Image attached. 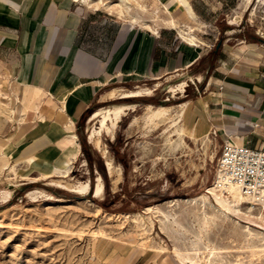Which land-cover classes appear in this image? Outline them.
I'll use <instances>...</instances> for the list:
<instances>
[{"label":"rangeland","instance_id":"obj_1","mask_svg":"<svg viewBox=\"0 0 264 264\" xmlns=\"http://www.w3.org/2000/svg\"><path fill=\"white\" fill-rule=\"evenodd\" d=\"M128 1L123 3L126 17L141 21L154 19L165 6L160 0ZM234 1L224 13L216 10L213 23L198 25L196 33L216 30L218 40L229 44L245 37L264 39V0ZM76 3L116 19L102 8ZM7 77L0 64V137L19 143L38 115ZM120 84L112 85L118 86L115 98L107 93L85 114L67 159L51 173L35 172L34 159L4 167L7 160L0 156V264H264V217H257L264 208L248 211L245 203L241 213L235 205L222 206L210 190L222 140L209 127L200 128V121L196 124L197 96L204 94L200 82L175 73ZM145 88L152 92L121 97ZM115 104L134 106L112 131L104 129L96 144L89 130L101 123L88 118ZM158 106H169L168 114L150 120L148 114ZM79 139L86 149L82 146L77 158ZM99 175L104 195L95 197ZM86 181L92 188L87 193L72 189ZM9 190L12 195L4 198Z\"/></svg>","mask_w":264,"mask_h":264},{"label":"crops","instance_id":"obj_2","mask_svg":"<svg viewBox=\"0 0 264 264\" xmlns=\"http://www.w3.org/2000/svg\"><path fill=\"white\" fill-rule=\"evenodd\" d=\"M160 1L165 13L156 23L123 18L83 0H0V64L15 94L38 115L21 142L0 137L4 167L34 159L35 172L51 173L67 159L71 138L79 135L92 105L118 87L113 84L175 73L193 75L203 88L197 96L200 128L209 127L222 145L264 146V39L244 36L229 44L218 40L216 30L196 33L198 25L213 23L216 10L224 13L234 0H188L191 9L181 0ZM169 15L176 26L163 22ZM180 25L195 35V43L181 37ZM213 39L218 41L210 48ZM204 62L207 66L196 70ZM81 151L82 144L77 158Z\"/></svg>","mask_w":264,"mask_h":264},{"label":"bare ground","instance_id":"obj_3","mask_svg":"<svg viewBox=\"0 0 264 264\" xmlns=\"http://www.w3.org/2000/svg\"><path fill=\"white\" fill-rule=\"evenodd\" d=\"M83 1H85L88 5H91V6H96V7L103 6L104 8L109 10L111 13H115L116 15H119L123 18H126V11H127L123 3L130 2L128 0H121L122 3L120 2L115 5V4H112L110 0H83ZM181 1L182 3L187 5L189 9H191L189 6L188 0H181ZM162 11L163 10L161 9L156 10L155 14L157 15L153 19L155 22H159L160 17H162L161 16ZM133 19L136 20V17H134ZM162 20L164 23L168 25H174V26L177 25L176 20L170 15L167 17H164ZM178 29H179L181 37L190 41L191 43L196 42L195 35L191 33V31L188 28H185L183 25H180ZM185 84H186V81H183L178 86H180L182 89ZM116 90L115 89L110 90L108 92V97L115 98L117 95ZM143 92H145L146 94H149L152 92V90L150 88L130 90L129 92L123 93L121 97L138 96V95H142ZM133 106H134L133 104H115L112 107H102L101 109H97L94 112H92L88 120L95 121V119H99L101 124L98 127L92 126L90 128L89 139L96 142V144H99L101 140L100 135L102 131L104 129H107L108 131H112L113 127L116 126L117 122L121 119V117L126 114L127 109L132 108ZM149 107H152V105H149ZM169 110H170L169 106H158L157 108L151 110V112L148 114V118L150 120H154V119L163 117L168 114ZM106 163H107L109 171L112 172V162L110 160H106ZM63 172H66V171H63ZM222 177H223L222 171H218L216 182L212 187H210V190L214 193L217 200L221 203L222 206L230 207V205H235L236 206L235 210L241 213H245L241 210V208L243 207L245 203H248V206H247L248 211H252L254 208H256L255 203L253 202V199L245 195L238 186L229 185L226 188V190L222 189L219 186L220 181L222 180ZM98 178H99L98 183L96 184V187L94 188L93 192H94L95 197H102L104 195V183L100 175ZM52 183L56 185H60V186L61 185L65 186V184H63L61 181H57V180H52ZM72 189L78 193L84 194V193H87L92 188H91L90 182L86 181V182H79L78 184H75V186ZM11 195H12V190H9L4 193L3 197L8 198ZM257 217H260V218L264 217L263 209H260V214L257 215ZM209 264H213V262L210 261Z\"/></svg>","mask_w":264,"mask_h":264},{"label":"built area","instance_id":"obj_4","mask_svg":"<svg viewBox=\"0 0 264 264\" xmlns=\"http://www.w3.org/2000/svg\"><path fill=\"white\" fill-rule=\"evenodd\" d=\"M218 171L223 174L219 185L222 189L236 185L253 199L257 208H264V146L225 141L218 158Z\"/></svg>","mask_w":264,"mask_h":264},{"label":"trees","instance_id":"obj_5","mask_svg":"<svg viewBox=\"0 0 264 264\" xmlns=\"http://www.w3.org/2000/svg\"><path fill=\"white\" fill-rule=\"evenodd\" d=\"M81 143H82L83 148L86 149V143L83 139L81 140Z\"/></svg>","mask_w":264,"mask_h":264}]
</instances>
